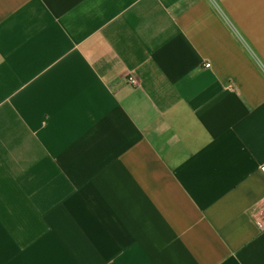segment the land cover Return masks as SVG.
<instances>
[{
  "label": "crops",
  "instance_id": "crops-1",
  "mask_svg": "<svg viewBox=\"0 0 264 264\" xmlns=\"http://www.w3.org/2000/svg\"><path fill=\"white\" fill-rule=\"evenodd\" d=\"M0 264H264V0H0Z\"/></svg>",
  "mask_w": 264,
  "mask_h": 264
},
{
  "label": "built area",
  "instance_id": "built-area-1",
  "mask_svg": "<svg viewBox=\"0 0 264 264\" xmlns=\"http://www.w3.org/2000/svg\"><path fill=\"white\" fill-rule=\"evenodd\" d=\"M208 67V65H206ZM127 83L130 86H137L138 85V80L134 76H129L127 77Z\"/></svg>",
  "mask_w": 264,
  "mask_h": 264
}]
</instances>
